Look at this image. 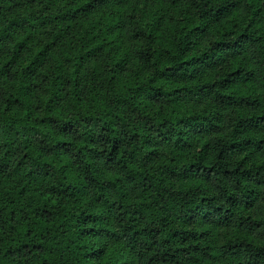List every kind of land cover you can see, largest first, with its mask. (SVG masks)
<instances>
[{
    "label": "trees",
    "instance_id": "1",
    "mask_svg": "<svg viewBox=\"0 0 264 264\" xmlns=\"http://www.w3.org/2000/svg\"><path fill=\"white\" fill-rule=\"evenodd\" d=\"M0 264H264V0H0Z\"/></svg>",
    "mask_w": 264,
    "mask_h": 264
}]
</instances>
